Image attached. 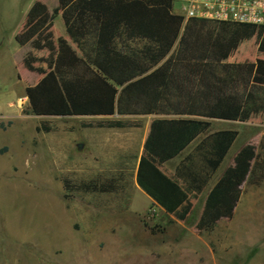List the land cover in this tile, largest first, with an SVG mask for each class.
<instances>
[{
	"label": "rangeland",
	"instance_id": "1",
	"mask_svg": "<svg viewBox=\"0 0 264 264\" xmlns=\"http://www.w3.org/2000/svg\"><path fill=\"white\" fill-rule=\"evenodd\" d=\"M33 1L38 0H0V264H264V116L250 93L243 116L236 120L214 117L209 109L221 86L218 76L209 73L221 64L248 75L251 70V76L256 59L264 58L256 52V38H236L217 63L177 62L197 73L199 83L208 84L211 92L201 116L187 112L175 118L198 117L208 128L160 170L173 177L181 159L205 136L219 130L235 133L207 185L190 197V213L177 221L148 202L134 182L142 129L155 115L149 106L143 113L117 114L120 95L138 90L143 78L110 85L99 68L91 67L105 85L99 98L103 111L94 116L71 114L62 97L25 95L42 76L25 70L23 58L30 55L34 66L43 68L46 57L45 51L14 39L23 35L27 6ZM73 1L61 0L55 8ZM173 10L170 15L177 16ZM61 27L56 19L53 71L73 57L71 43L57 35ZM181 28L179 23L172 26L168 53L145 77L176 61ZM62 43L67 49H60ZM234 103L232 98L230 105ZM109 121L122 127L97 126ZM246 144L253 146L254 158L231 218L196 233L205 193Z\"/></svg>",
	"mask_w": 264,
	"mask_h": 264
},
{
	"label": "trees",
	"instance_id": "2",
	"mask_svg": "<svg viewBox=\"0 0 264 264\" xmlns=\"http://www.w3.org/2000/svg\"><path fill=\"white\" fill-rule=\"evenodd\" d=\"M170 9L171 0H75L48 12L41 3L34 2L25 15L23 35L14 39L19 45L28 44L33 50L46 52L43 68L35 67L36 60L30 55L22 60L25 70L42 76L34 87L24 90L27 97H62L71 114L94 116L103 111L99 98L105 85L91 67L99 68L114 84H124L162 61L169 50L172 26H182L176 61L160 67L156 75L144 77L131 95L121 94L116 107L117 114L123 116L143 113L149 106L152 114L160 117L149 124L134 181L153 206L184 221L191 210L190 197L197 196L207 185L235 133L226 130L205 136L181 159L173 177L160 170L162 163L179 156L208 128L204 122L169 118L187 112L201 116L211 92L208 84L199 83L197 73L177 62L182 58L186 63H217L238 37H255L256 52L262 54L264 27L194 19L182 25L180 17L170 15ZM58 14L80 57H71L60 70L53 71L51 23ZM59 47L67 49L64 43ZM209 74L212 78L218 76L221 85L209 104L212 116L231 120L242 117L248 93L253 96L255 109L264 113V81L221 64L214 74ZM97 126L121 128L122 124L109 121ZM253 158L254 148L249 144L235 153L231 166L222 172L203 200L194 225L196 233L208 232L219 220L231 218Z\"/></svg>",
	"mask_w": 264,
	"mask_h": 264
},
{
	"label": "built area",
	"instance_id": "3",
	"mask_svg": "<svg viewBox=\"0 0 264 264\" xmlns=\"http://www.w3.org/2000/svg\"><path fill=\"white\" fill-rule=\"evenodd\" d=\"M171 8L182 25L194 19L264 27V0H171Z\"/></svg>",
	"mask_w": 264,
	"mask_h": 264
},
{
	"label": "crops",
	"instance_id": "4",
	"mask_svg": "<svg viewBox=\"0 0 264 264\" xmlns=\"http://www.w3.org/2000/svg\"><path fill=\"white\" fill-rule=\"evenodd\" d=\"M75 1V0H74ZM73 1V2H74ZM34 2H39V3H41L45 8H46V10L47 11H50L51 9H53V8H55V6H56V4H57V0H38V1H33V2H31L28 6H27V10H26V13H27V11L29 10V8L31 7V5L34 3ZM70 4V3H69ZM26 13H25V15H26ZM56 19H59L60 21H61V24H62V27L60 28V30H59V32H58V36H62V38L64 39V41H65V44L66 45H68V42H70V40H69V38L67 37V35H66V33H65V31H64V27H63V23H62V20H61V18H60V14H58V15H56V17L52 20V23H51V32H52V35H53V37H55V20ZM71 43V42H70ZM71 45L73 46V53H72V56L73 57H80V55H79V53H78V51L76 50V48H75V46L71 43ZM69 46V45H68ZM149 72V71H148ZM147 72V73H148ZM147 73H145V74H143V75H141V76H137V78H135L136 79V81H137V79L139 80V79H142V78H144L146 75H147ZM251 76L252 77H255V78H257V79H259V80H262V81H264V58H257L256 59V61H255V63H254V68H253V70H252V72H251ZM107 79V78H106ZM134 78L133 79H131V80H129V81H127V82H125L124 84H127V83H129V82H131L132 80H135ZM108 80V79H107ZM108 82H109V84L110 85H112V84H114L113 82H111L110 80H108ZM123 84V85H124ZM116 85V84H115ZM259 113H261V115H263L264 116V113L263 112H259ZM257 114V112H256V110L254 109L253 110V115L255 116ZM104 118H111V117H104ZM156 118H160V117H151L150 119H148L147 121H146V124L144 125V127H143V129H142V134H143V139H142V144H143V142H144V139H145V137H146V135H147V132H148V128H149V124H150V122L153 120V119H156ZM169 118H171V117H169ZM172 118H174V119H176L175 117H172ZM179 119H183V120H191V121H196L197 119H198V117H181V118H179ZM221 131H226V130H219V131H215V132H211L210 134H213V133H217V132H221ZM209 134V135H210ZM191 144V143H190ZM189 144V145H190ZM188 145V146H189ZM188 146H186V148L185 149H187L188 148ZM231 147V146H230ZM184 149V150H185ZM230 149V148H229ZM229 149H228V151H229ZM240 149V148H239ZM239 149H237L236 151H235V153L239 150ZM228 151L226 152V154L228 153ZM225 154V155H226ZM235 155V154H234ZM177 157V156H176ZM175 158V157H174ZM224 158V157H223ZM173 159V158H172ZM172 159H170V160H172ZM170 160H168V161H170ZM167 162V161H166ZM165 163V162H164ZM135 182V181H134ZM212 187V186H211ZM210 187V188H211ZM210 188H209V190H210ZM138 189V188H137ZM139 190V189H138ZM208 190V191H209ZM140 191V190H139ZM208 191L205 193V195H204V198H205V196H206V194L208 193ZM141 192V191H140ZM141 194L146 198V200L148 201V202H151L152 203V201L145 195V194H143L142 192H141ZM204 198H203V200H204ZM157 207V206H156ZM157 208H159V207H157ZM160 209V208H159ZM161 210V209H160ZM201 210V209H200ZM163 211V210H162ZM191 211V210H190ZM190 213V212H189ZM188 213V214H189Z\"/></svg>",
	"mask_w": 264,
	"mask_h": 264
}]
</instances>
